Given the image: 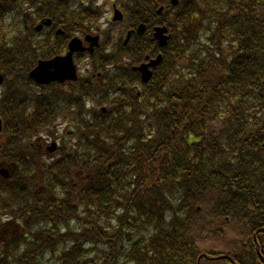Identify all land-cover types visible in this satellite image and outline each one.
I'll return each instance as SVG.
<instances>
[{
    "label": "trees",
    "instance_id": "1",
    "mask_svg": "<svg viewBox=\"0 0 264 264\" xmlns=\"http://www.w3.org/2000/svg\"><path fill=\"white\" fill-rule=\"evenodd\" d=\"M84 2L0 0V20L15 23L0 44V111L17 138L10 155L30 156L15 186H0V218L16 213L28 230L1 240L0 264H199L187 231L202 204L221 237L225 225L241 236L216 260L264 264V0H179L165 19L149 8L159 0H131L136 21L164 20L171 35L140 44L135 60L164 55L149 82L111 56L85 79L34 84L48 44L29 42V11L66 23ZM59 119L74 126L69 143L41 153L32 140Z\"/></svg>",
    "mask_w": 264,
    "mask_h": 264
},
{
    "label": "rangeland",
    "instance_id": "2",
    "mask_svg": "<svg viewBox=\"0 0 264 264\" xmlns=\"http://www.w3.org/2000/svg\"><path fill=\"white\" fill-rule=\"evenodd\" d=\"M99 3L101 4L100 9L103 13L102 18L99 19L100 22H98L96 25L98 28H100L103 32L104 35V39H109V40H104L105 43H108V41L110 42H115L116 40H119L120 38L123 37V33H124V25L121 24H117V23H110L109 22V12L110 9L112 7L111 3L112 0H100ZM11 25L6 23L5 21H2L0 23V42H5V40H10L11 37L14 35L15 31H13L14 27H11L12 29H10ZM20 32V31H19ZM30 36L28 35L27 38H29ZM29 42L32 43L33 39H29ZM1 43V44H2ZM34 55V54H33ZM33 58V56L31 55V59ZM77 63H79L81 65V67L86 70L88 65H89V60H87L86 58H81L77 60ZM0 89H2L0 87ZM227 113V108L224 107H220L219 109V116H217L213 121L210 122L209 127H212V129L215 132H218L222 123L225 121V119H221L223 118V116ZM61 123H63V121L61 120ZM68 124L65 123L64 126H67ZM59 127L57 126V129ZM56 129V130H57ZM65 130V131H64ZM59 129L58 132L59 134H62L60 137L62 139V142L65 143H69V134L68 131L70 129ZM49 141H41L40 147L46 146V145H50L53 141H55L54 139H52L50 136H48L47 138H45ZM52 139V140H50ZM37 141H35V145H36ZM58 154H55L53 156H57ZM203 209L202 211L199 213V215L201 217H203L202 220H198L196 222V227L195 228H191L190 231H187L188 233V237H190L195 243H196V247L199 253L201 252L202 255L203 254H211V253H215V252H228L231 248V242L232 240H234L233 238L236 237H241L240 234L238 233L237 229L234 230L232 227V225H225V234H226V238L221 237V232H219L218 230L220 229V226L217 225V223L219 222L218 219H215L214 216L211 217L209 215V212L212 211V209L210 210V206L208 204H202ZM206 216V218H205ZM221 223V222H220ZM192 231V232H191ZM202 263L203 264H219L216 261H213V259H211L210 257L207 258H202ZM189 264V262L187 263Z\"/></svg>",
    "mask_w": 264,
    "mask_h": 264
},
{
    "label": "flooded vegetation",
    "instance_id": "3",
    "mask_svg": "<svg viewBox=\"0 0 264 264\" xmlns=\"http://www.w3.org/2000/svg\"><path fill=\"white\" fill-rule=\"evenodd\" d=\"M76 14H77V16H76L77 23H75V26H74L73 30L72 31L63 30V33H61L63 35L62 38H61L63 40L61 42L62 44L65 43V42H68V44H69L70 43V40H69L70 37H75V38L78 37V38H80L81 40L84 41L85 45L86 44L88 45L89 42H94V40L92 38H90V36L100 37V41L102 40L103 44H105L104 40H109V39H104V35H103L102 30L100 28H98L97 25H96L98 22H100L99 19L103 15L101 9L92 11L89 8H84L82 10V6H81V7H79V10L76 12ZM108 18H109V22L110 23H116L113 20L114 17H113V14L111 13V10L109 12ZM150 21L151 20L148 18V19L145 20L144 24L146 25V29H148L149 32L152 33L151 32V26H150L151 23H150ZM52 26H53V23H51L50 25H45L43 28L45 30H47V29H51L52 30ZM156 26H159L158 23L156 24ZM65 29H67V28H65ZM130 29L132 30V29H135V28L134 27H130ZM128 31H129V29H128ZM127 35H128V33L126 34V37H127ZM134 35H135L134 32H132L131 35H130V39H133ZM151 40H153V37H151ZM125 41H126V38L123 39V44L124 45H125ZM108 43H110V41H108ZM1 138H2L1 141L3 142V144H0V149L3 150L7 139L3 135H1ZM8 142H10L9 138H8ZM4 173L8 174V172H6V171H4Z\"/></svg>",
    "mask_w": 264,
    "mask_h": 264
},
{
    "label": "water",
    "instance_id": "4",
    "mask_svg": "<svg viewBox=\"0 0 264 264\" xmlns=\"http://www.w3.org/2000/svg\"><path fill=\"white\" fill-rule=\"evenodd\" d=\"M147 67V66H146ZM143 67V69H146ZM31 76L40 82H49L50 80L59 79H76V69L72 63L70 55L57 57L48 61H41L39 66L33 70ZM3 77L0 75V82Z\"/></svg>",
    "mask_w": 264,
    "mask_h": 264
}]
</instances>
